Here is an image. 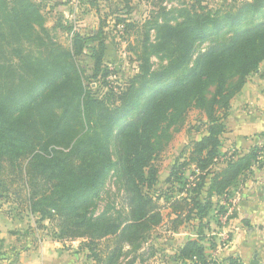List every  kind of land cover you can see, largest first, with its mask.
Masks as SVG:
<instances>
[{
	"label": "trees",
	"instance_id": "trees-1",
	"mask_svg": "<svg viewBox=\"0 0 264 264\" xmlns=\"http://www.w3.org/2000/svg\"><path fill=\"white\" fill-rule=\"evenodd\" d=\"M162 18L145 34L139 73L118 94L97 97L91 80L108 76L102 34L75 33L66 49L45 26L40 4L0 0V199L14 196L33 215L57 223L59 241H86L95 264H117L125 246L140 250L161 224L159 204L144 189L157 184L153 161L192 109L205 113L208 127L167 180L186 196L173 206L175 230L192 214L202 222L213 197L228 201L232 189L264 168L261 132L258 144L215 169L227 157L221 136L231 102L264 62V0H235L218 10L193 6ZM85 49L94 63L90 76L78 65ZM152 56L166 64L153 70ZM188 167H195L196 184L186 177ZM111 176L123 187L127 211L98 214ZM197 234L177 250L178 262L243 264L239 257L210 256L201 227ZM107 240L106 250H98Z\"/></svg>",
	"mask_w": 264,
	"mask_h": 264
},
{
	"label": "rangeland",
	"instance_id": "rangeland-1",
	"mask_svg": "<svg viewBox=\"0 0 264 264\" xmlns=\"http://www.w3.org/2000/svg\"><path fill=\"white\" fill-rule=\"evenodd\" d=\"M34 1L41 5L43 15L46 18L45 26L49 29L54 41L66 49H71L72 38L75 33L83 36L102 34L106 45L103 70L108 73V76L106 79L101 77L91 80L90 88L97 97H104L110 91L118 94L139 73L141 65L139 56L143 52L145 34L155 20L160 23L163 22V13L178 12L185 8L191 9L193 6L213 10L225 9L232 5L235 0ZM174 16L177 17L178 14L176 13ZM173 22L175 23V21ZM70 27L73 28L72 32L66 30ZM150 36L151 42L155 43L156 32L151 30ZM207 47V44L200 46L198 53L207 49ZM151 63L153 70H158L166 64L156 56L151 57ZM93 64L90 58V50L85 49L84 55L78 61L79 67L86 71V75L90 76L93 74ZM246 86L250 89L245 96L248 99L246 101L244 97L238 99L239 101L232 107L234 98L231 102L228 117L224 121L226 132L221 136V152L226 154L227 157L219 160L217 166H215L216 170L232 154L242 153L237 148V144L230 143L227 136L229 130L234 127L232 114H236L234 116L235 123L237 121L242 123L245 118L250 134L246 137V144L251 145V147L260 141L256 135L264 132V62L259 71L249 77ZM207 125L205 113L194 108L188 113L182 124L170 129V140L153 161V165L158 170L157 184L150 190L144 189L158 202L159 212L163 220L141 243L140 250L139 248L134 250L130 246H125L124 256L117 264H130L133 260L134 264H190L178 262L175 256L177 250L188 240L197 239L199 227L203 229L205 235L201 244L205 247L207 254L218 260L227 258V256L239 257L242 259L243 264H250L254 252L245 247L242 249V243L236 242L237 228L244 223L238 222V227L235 228V218L237 217V193L253 174L241 181L237 189H232L228 201L223 197H213V206L210 207L206 215L204 214L202 222L198 217H194V214L187 220L183 215L182 225L178 226L176 230L174 229V221L177 215L173 206L176 202L183 201L186 196L178 193L179 186L177 184L170 185L167 180L178 162L180 164L186 162L190 152L189 147H192V143L201 140L207 134ZM114 158L116 159L115 151ZM194 168L188 167L186 169V177L190 182L196 184L197 180L193 181L195 177L192 176V172L196 171ZM191 188L193 186L190 184L187 189ZM13 197L0 199V210L14 220L11 235L14 236L13 240L18 242L16 248L24 246H29L26 248L31 249L43 248V244L46 243L47 250L57 254L60 253L62 258L68 261L69 264H95L91 257V251L86 247V241L68 239L59 241L55 239L56 230L54 225H57V223L53 224L47 220H41L38 215L30 213L26 204ZM205 198L206 194L204 192L200 200L203 202ZM222 208H224V212ZM118 211H127L125 192L117 178L111 176L98 201L97 213L108 212L109 215H114ZM184 214H187V212H184ZM108 240L107 242H100L98 250H106Z\"/></svg>",
	"mask_w": 264,
	"mask_h": 264
},
{
	"label": "crops",
	"instance_id": "crops-1",
	"mask_svg": "<svg viewBox=\"0 0 264 264\" xmlns=\"http://www.w3.org/2000/svg\"><path fill=\"white\" fill-rule=\"evenodd\" d=\"M247 87H244L242 92L235 97L232 107L239 101L238 99L243 97L245 101L248 99L245 98L250 91ZM235 115L232 114L231 116L234 127L229 130L227 136L230 143L237 144V148L241 152H246L251 147V145L246 144V137L250 135L247 122L244 118L242 123L238 121L235 123ZM237 194L235 228L238 227V222L244 224L237 228L236 242L242 243V249L245 247L254 252L250 264H264V168L254 169L253 175L247 179ZM13 225V218L0 210L1 264H69L68 261L62 258L60 253L57 254L47 250L46 243L43 244V248H26L29 246L16 248L18 242L13 240L14 236L11 235Z\"/></svg>",
	"mask_w": 264,
	"mask_h": 264
}]
</instances>
